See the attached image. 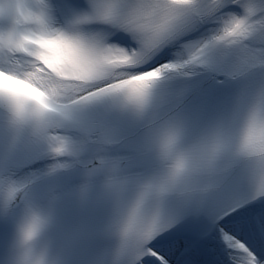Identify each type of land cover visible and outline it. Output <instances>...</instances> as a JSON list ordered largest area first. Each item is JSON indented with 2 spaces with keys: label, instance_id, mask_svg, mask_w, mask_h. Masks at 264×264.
Returning <instances> with one entry per match:
<instances>
[{
  "label": "snow or ice",
  "instance_id": "obj_1",
  "mask_svg": "<svg viewBox=\"0 0 264 264\" xmlns=\"http://www.w3.org/2000/svg\"><path fill=\"white\" fill-rule=\"evenodd\" d=\"M223 3L238 4L241 14H228L213 43L242 45L258 33L264 34V0ZM219 6L197 5L193 0H89L85 10L64 11L63 24H59L58 9L50 0H0V19L4 21L0 24V100L7 103L13 131L32 125L34 134L45 138L53 153H63L66 141L43 126L48 114L66 111L73 97L80 102L123 94L130 102L141 103L152 79L181 66L166 65L117 78L95 92L86 86L130 64L181 21L198 22L205 8ZM88 24L127 30L138 37L141 47L125 49L119 35L106 42L103 29L82 31ZM244 52L264 65V48L245 47ZM198 58L199 53L191 60ZM174 143V134H167L163 150L168 168L142 187L121 228L125 264H190L194 252L200 254L203 264H264V207L237 211L231 204L201 195L167 215L158 206L151 212L143 210L148 198L161 200L182 187L207 191L232 165L241 162L259 170V186L253 196L264 197V91L248 109L227 148L217 139L184 154L174 152ZM14 191L10 189L9 195ZM34 232L35 224L29 225L15 254L5 251L3 264H40L28 247Z\"/></svg>",
  "mask_w": 264,
  "mask_h": 264
},
{
  "label": "bare ground",
  "instance_id": "obj_2",
  "mask_svg": "<svg viewBox=\"0 0 264 264\" xmlns=\"http://www.w3.org/2000/svg\"><path fill=\"white\" fill-rule=\"evenodd\" d=\"M219 7L213 8L212 13H208L203 15L201 23L197 24L198 27L202 26V23H205V26L201 29V33H196V35H192L190 40L184 41L181 43L177 48L171 51L169 54V58L165 59L164 62L161 64H158L157 66L147 69L144 72L152 71L154 69H160L163 66L166 65H177L181 66L182 60L184 56L188 53L187 51L193 46L196 45V47L202 45L205 42H208V40L211 38L212 34L217 31L220 27H224V24L226 20L229 18V13H234L238 15V13L231 9L228 6H225L223 4H219ZM2 63V61H0ZM204 62L203 61H197L193 63L188 68H183L182 66L178 69L173 70H164L162 71L156 78L152 79L151 82H158V81H164L171 78H177L180 76L190 75L194 74L198 71H201L203 68ZM48 164L47 162L42 163V165L46 168Z\"/></svg>",
  "mask_w": 264,
  "mask_h": 264
}]
</instances>
